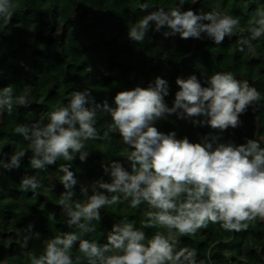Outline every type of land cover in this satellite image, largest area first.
<instances>
[{
    "label": "trees",
    "instance_id": "trees-1",
    "mask_svg": "<svg viewBox=\"0 0 264 264\" xmlns=\"http://www.w3.org/2000/svg\"><path fill=\"white\" fill-rule=\"evenodd\" d=\"M14 3L18 6L11 23L5 27L0 18V88L10 85L13 96L25 95L29 106L14 104L12 114L7 109L0 110V159L7 161L15 151L28 150V141L14 131L17 125H30L40 119L46 123L47 114L57 106L67 105L73 91L85 88L91 91L94 103L86 107L102 105L104 101L114 107L117 92L147 87L159 76L168 82L169 94L164 99L172 107L179 90L177 77L196 75L207 86V78L215 72H231L262 95L258 104L240 116V126L221 133L207 125L194 124L192 119H179L176 114L158 120L155 126L164 133L175 132L178 139L187 137L192 143H203L206 136L216 135L222 143L243 144L253 139L264 148V36L252 40L246 30L252 14L259 5H264V0H188L183 4L182 10L191 9L197 14L215 10L239 18L240 28L219 45L204 34L201 39H181L178 33L165 38L163 32L169 29L164 27L157 32L154 22L150 23L143 43L129 38V27L144 15L161 7L167 11L178 5L179 0H14ZM142 3H148L149 9L141 11ZM243 39L249 40L253 47L245 46L240 51L239 41ZM19 107L20 112H16ZM110 124V115L99 112L96 129L100 137ZM109 136L85 141L89 150L86 161L82 162L77 154L70 162V170L78 181L73 188L74 199L82 203L87 197L81 194V186L88 187L91 195L94 181L111 182L102 165L110 166L117 161L131 172L127 155L132 149L122 142L119 133ZM28 151L19 168H0V264H30L26 254L39 255L46 240L61 232L79 234L78 229L67 226V216L60 206L65 188L60 183L63 173L58 167L69 162L61 159L43 170L33 169L32 154ZM25 175H36L42 181L44 187L37 190V195L31 189L20 188ZM148 210L146 203L137 208L129 207L128 201L107 205L100 209L101 221L92 222L96 231L82 238L105 244V233L114 223L124 221L133 223L149 239L158 231L167 235L162 228L141 227ZM176 235L178 247L195 249L197 260H204L205 264H264V220L260 218L239 232L225 231L219 224L209 223L195 236ZM71 255L75 258L81 254L78 248H73Z\"/></svg>",
    "mask_w": 264,
    "mask_h": 264
},
{
    "label": "clouds",
    "instance_id": "clouds-1",
    "mask_svg": "<svg viewBox=\"0 0 264 264\" xmlns=\"http://www.w3.org/2000/svg\"><path fill=\"white\" fill-rule=\"evenodd\" d=\"M186 2L179 0L167 11L161 7L144 15L129 27V38L143 43L154 22L157 32L164 27L169 29L163 32L165 38L178 33L181 39H201L204 34L219 45L240 28L239 18L226 12L197 14L191 9L182 10ZM17 6L14 0H0V18L5 27L11 23ZM139 7L145 11L149 4ZM246 30L252 40L264 36V5L255 9ZM239 43L240 51L245 46L253 47L247 39ZM175 83L179 90L172 107L164 99L169 94L168 82L157 76L147 87L117 92L114 107L107 101L86 107L94 103V98L85 88L73 91L67 105L50 111L46 123L40 119L15 127V133L28 141L33 169L43 170L61 159L69 162L58 167L63 173L60 183L65 188L60 206L67 216V226L79 231L61 232L46 240L39 255L26 254L30 264H205L204 260H197L195 249L178 247L176 233L181 237L195 236L209 223L239 232L246 230L249 222L264 219V148L259 142L248 139L243 144L222 143L219 136L209 135L203 143H192L187 137L178 139L175 132L164 133L155 126L158 120L176 114L179 119H192L194 124L222 133L240 126V116L259 103L261 93L231 72L213 73L206 80L207 86L196 75L177 77ZM14 104L27 107L29 100L22 94L14 97L10 85L0 88V110L10 113ZM99 112L111 117L103 137L96 129ZM196 117L204 119H193ZM110 133H119L122 142L132 149L127 155L131 172L117 161L102 165L111 182L94 181L91 195L88 187L81 186V194L87 197L82 203L74 199L73 188L78 181L70 170V162L77 154L82 162L86 161L89 150L85 141L109 139ZM28 150L15 151L7 161L0 159V168H19ZM19 186L25 191L31 189L34 196L44 187L36 175H25ZM123 201H128L131 208L146 203L149 210L141 227L162 228L167 235L158 231L149 239L133 223L124 221L112 225L105 244L82 238L96 231L92 222L101 221V208ZM73 248H78L81 255L73 258Z\"/></svg>",
    "mask_w": 264,
    "mask_h": 264
},
{
    "label": "rangeland",
    "instance_id": "rangeland-1",
    "mask_svg": "<svg viewBox=\"0 0 264 264\" xmlns=\"http://www.w3.org/2000/svg\"><path fill=\"white\" fill-rule=\"evenodd\" d=\"M30 108V107H29ZM20 107L19 108H17L16 109V112H20ZM12 113H14V111H13V108H12V110H11V112L9 113V114H12ZM0 114L2 115V112L0 111ZM16 117V116H15ZM18 117V116H17ZM264 220V219H263ZM109 231H107L106 233H105V236L103 237V239L105 240V241H107V233H108Z\"/></svg>",
    "mask_w": 264,
    "mask_h": 264
}]
</instances>
